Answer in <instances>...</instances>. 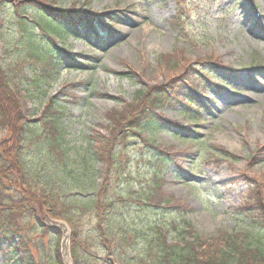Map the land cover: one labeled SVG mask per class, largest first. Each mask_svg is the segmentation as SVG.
I'll return each mask as SVG.
<instances>
[{"label":"rangeland","instance_id":"1","mask_svg":"<svg viewBox=\"0 0 264 264\" xmlns=\"http://www.w3.org/2000/svg\"><path fill=\"white\" fill-rule=\"evenodd\" d=\"M42 5L54 12L93 15L98 19L95 34L85 31L84 39L81 35L74 39L67 32L58 39L43 34L37 24L40 19L42 25L46 22L40 14L46 11ZM0 19L3 67L13 84L24 89L20 97L27 121L42 129L38 134L29 130L24 143V159L35 165L39 175L53 170L58 159L56 153H48L52 136L44 125L50 99L57 98L68 109L60 126L65 135L57 136L53 150H71L77 163L70 168L83 172L94 152L90 135L108 133L107 116L115 121L119 113H129L139 91L150 95L163 90L171 96L157 113L178 128L156 135L159 145L168 147L179 164L167 169L162 187L170 204L164 209L144 205L143 191L152 187L159 161L144 156L147 148L127 139L116 159L120 164L116 190L122 197L128 186L130 194L125 203L109 206L104 215L112 211L115 226L141 235L131 236L132 247L118 248L117 255L138 263L150 231L165 228L168 238L175 240L178 237L171 236L187 220L193 235L205 240L218 231L257 230L238 209L245 204L242 191L250 180L264 174V0H7ZM56 22L66 30L65 21ZM29 39L37 44L36 50L29 47ZM50 59H58L59 65L48 68L50 76L45 78ZM197 97L202 105L189 106ZM187 113L197 121L191 122ZM179 128L195 132L198 143L175 139L173 129ZM33 174L32 186L39 187L42 176ZM88 216H81L86 234L82 238H97L98 225L105 219ZM29 229L36 246L51 248L48 235L40 237L41 231L33 225ZM61 236L63 264H73L69 231ZM92 242L79 250L82 264H115L104 245ZM15 253L13 257L0 253V264L19 263L21 254ZM46 253L31 249L39 264H47Z\"/></svg>","mask_w":264,"mask_h":264},{"label":"trees","instance_id":"2","mask_svg":"<svg viewBox=\"0 0 264 264\" xmlns=\"http://www.w3.org/2000/svg\"><path fill=\"white\" fill-rule=\"evenodd\" d=\"M6 3L7 0H0V9H3ZM42 6L46 11L40 14L46 22L42 25L40 19L37 24L43 34L47 36L54 34L58 36L57 39L61 38L59 35L64 32L69 33L74 39L80 35L84 39L86 32L95 34L93 27H96L98 19L93 15L82 16L75 10L66 13L54 12ZM68 12L70 14L66 15ZM17 13L21 14L19 11ZM55 19L65 21L67 31ZM21 24L24 25L25 22ZM96 36L99 37L100 34ZM29 47L37 49L33 39H29ZM39 62H42L41 59ZM58 65V59L48 60L45 65L47 71L43 77L49 78L48 68H56ZM22 91H24L22 87L13 84L0 59V134H6L4 138H0V253L12 257L15 252L21 254L19 263L14 261L13 264H39V260L37 262L33 259L32 248H40L41 255L45 251L48 252L44 258L47 264H63L60 250L61 234L47 225V219L64 221L71 228L73 264H82L79 250L83 245L86 248L91 247L94 239L104 245L103 249L107 250L115 264H264V174L250 180L251 183L242 191L245 204L238 209V213L249 216L257 225L256 231L248 233L218 231L215 236L205 240L193 235L192 226L187 220L184 221L185 227L181 226V231L171 236L178 237L175 240L168 238L169 232L165 231V228L150 231V238L152 234L154 238H147L144 242L142 248L145 249L140 252L141 260L138 263L124 254L117 255L118 248H125L126 245L127 248L132 247L129 244L131 236L137 238L141 235L140 232L115 226V215L111 213L112 211L109 215H104L109 206L112 205V208L117 203H125L126 197L130 194L128 186H125L122 197L119 195L120 191L116 190L120 168L116 159L127 139L136 141L143 149L147 148L144 156L159 161V166L153 169L152 187L143 191L144 205L164 209L170 204L162 187L167 169L179 164L178 160L175 164L174 155L167 150L168 147L159 145L156 140V135L167 133L168 128H178L176 124L166 121L157 113L167 100L170 101L171 96L167 97L166 91L155 90L150 95L147 91H139L137 97L133 99L129 113L125 115L119 113L118 120L115 121L110 115L107 116L106 122L110 124L106 127L108 133L90 135L94 152L87 158L88 165L85 166L87 169L83 172H76L75 168H70L77 163L71 157L73 155L71 150L67 148L53 150L56 149L55 144L60 138L57 136L65 135L62 130L64 128L60 126L68 109L60 105L57 98L50 99L44 112V125L50 128L52 136L51 150H48V153H56L58 159L53 170H44L41 175L34 172V164L28 165L24 159L26 153L24 143L28 141L26 133L32 130L38 134L42 129L39 124L27 121L28 111L21 100ZM190 105L201 106L202 101L197 97ZM185 115L191 122L197 121L193 113ZM173 130L176 131L173 134L175 139L198 143L195 132L181 128ZM34 152L40 154L38 151ZM93 164H100L101 168L98 169ZM32 173L42 176L39 187L32 186ZM57 182L62 186H58ZM77 188L82 191L80 195L70 193ZM93 214L103 216L105 222L98 225L97 238L96 235L84 239L82 237L86 234L83 232L85 228L81 216ZM87 218L89 219V216ZM30 225L41 231L38 233L40 237L48 235L51 248H44L45 245L36 246L32 238L34 232L29 229ZM174 230H177V226H174ZM118 258L124 261H119Z\"/></svg>","mask_w":264,"mask_h":264},{"label":"water","instance_id":"3","mask_svg":"<svg viewBox=\"0 0 264 264\" xmlns=\"http://www.w3.org/2000/svg\"><path fill=\"white\" fill-rule=\"evenodd\" d=\"M63 226V225H62Z\"/></svg>","mask_w":264,"mask_h":264}]
</instances>
